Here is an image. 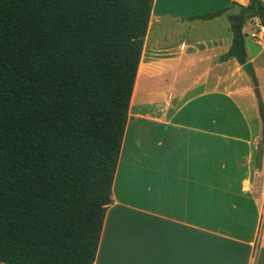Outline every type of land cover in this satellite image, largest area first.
Returning a JSON list of instances; mask_svg holds the SVG:
<instances>
[{
    "label": "crops",
    "instance_id": "obj_1",
    "mask_svg": "<svg viewBox=\"0 0 264 264\" xmlns=\"http://www.w3.org/2000/svg\"><path fill=\"white\" fill-rule=\"evenodd\" d=\"M248 3L153 0L94 264H264L257 19L242 27L256 91L221 60Z\"/></svg>",
    "mask_w": 264,
    "mask_h": 264
},
{
    "label": "trees",
    "instance_id": "obj_2",
    "mask_svg": "<svg viewBox=\"0 0 264 264\" xmlns=\"http://www.w3.org/2000/svg\"><path fill=\"white\" fill-rule=\"evenodd\" d=\"M152 3L0 0V263L94 264Z\"/></svg>",
    "mask_w": 264,
    "mask_h": 264
},
{
    "label": "water",
    "instance_id": "obj_3",
    "mask_svg": "<svg viewBox=\"0 0 264 264\" xmlns=\"http://www.w3.org/2000/svg\"><path fill=\"white\" fill-rule=\"evenodd\" d=\"M243 69L246 72H250L251 71V65L249 63H246V64L243 65Z\"/></svg>",
    "mask_w": 264,
    "mask_h": 264
},
{
    "label": "rangeland",
    "instance_id": "obj_4",
    "mask_svg": "<svg viewBox=\"0 0 264 264\" xmlns=\"http://www.w3.org/2000/svg\"><path fill=\"white\" fill-rule=\"evenodd\" d=\"M247 21H252L253 23L256 22L255 18L251 19V20H247ZM248 42V40H247Z\"/></svg>",
    "mask_w": 264,
    "mask_h": 264
},
{
    "label": "built area",
    "instance_id": "obj_5",
    "mask_svg": "<svg viewBox=\"0 0 264 264\" xmlns=\"http://www.w3.org/2000/svg\"><path fill=\"white\" fill-rule=\"evenodd\" d=\"M262 32H264V29L261 27V29H260Z\"/></svg>",
    "mask_w": 264,
    "mask_h": 264
}]
</instances>
